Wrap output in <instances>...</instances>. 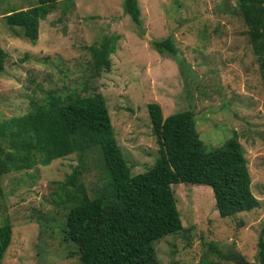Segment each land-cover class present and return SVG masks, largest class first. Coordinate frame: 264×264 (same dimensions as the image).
I'll return each instance as SVG.
<instances>
[{"label": "rangeland", "instance_id": "rangeland-1", "mask_svg": "<svg viewBox=\"0 0 264 264\" xmlns=\"http://www.w3.org/2000/svg\"><path fill=\"white\" fill-rule=\"evenodd\" d=\"M37 3L0 0V46L7 53L0 72V122L28 113L49 94L65 99L101 93L131 175L159 156L148 103H158L164 117L191 110L207 150L235 134L259 205L221 217L211 187L173 183L182 228L154 246L161 264H242L215 247L256 264L264 237V75L236 0H138L139 25L124 13L123 0L59 1L31 42L13 32L4 16ZM168 36L175 54L159 52L152 43ZM105 37L115 48L109 68L96 75L89 47ZM103 166L99 149L92 147L1 174L0 225L6 219L12 224L2 264H80L77 246L64 238L74 189L63 183L79 167L93 198L106 181Z\"/></svg>", "mask_w": 264, "mask_h": 264}, {"label": "trees", "instance_id": "trees-1", "mask_svg": "<svg viewBox=\"0 0 264 264\" xmlns=\"http://www.w3.org/2000/svg\"><path fill=\"white\" fill-rule=\"evenodd\" d=\"M37 1L36 5L10 10L4 16L13 32L31 42L38 38L40 20L46 18L57 2L64 0ZM236 8L264 75V0H236ZM123 11L136 25L140 24L138 0H123ZM152 43L159 52L177 51L170 36ZM114 48L107 37L99 45L89 47L96 75L109 68V55ZM6 57L0 46V72ZM177 60L182 63V59ZM147 109L159 156L147 170L135 175L130 174L117 144L101 93L86 97L68 95L65 99L49 94L28 113L0 122V175L35 165L45 166L52 160L74 152L82 154L92 147L99 149L106 181L97 196L87 195L79 167H74L63 183L74 189L64 238L77 246L80 264H161L154 242L182 228L171 189L173 183L211 187L221 217L259 205L251 191L244 149L235 134L221 146L207 150L199 138L191 110L164 117L156 102L148 103ZM11 236L12 224L6 219L0 225V264ZM257 246L256 264H264V237L259 238ZM214 250L226 259L251 264L237 252L223 254L217 247Z\"/></svg>", "mask_w": 264, "mask_h": 264}]
</instances>
